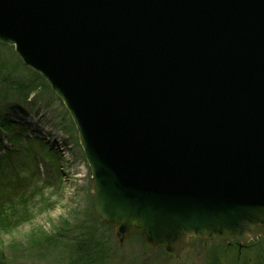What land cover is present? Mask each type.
Instances as JSON below:
<instances>
[{
    "label": "water",
    "instance_id": "1",
    "mask_svg": "<svg viewBox=\"0 0 264 264\" xmlns=\"http://www.w3.org/2000/svg\"><path fill=\"white\" fill-rule=\"evenodd\" d=\"M0 44L67 111L119 243L264 237V0H0Z\"/></svg>",
    "mask_w": 264,
    "mask_h": 264
},
{
    "label": "rangeland",
    "instance_id": "2",
    "mask_svg": "<svg viewBox=\"0 0 264 264\" xmlns=\"http://www.w3.org/2000/svg\"><path fill=\"white\" fill-rule=\"evenodd\" d=\"M34 73L12 47L0 44V105L12 106L8 112V120L16 124L12 129L19 134L22 125L24 138L36 137L58 150L54 159L36 158L40 177L18 188L19 197L3 207L0 253L9 264H81L79 249L86 241L90 249L94 243L101 244L98 254L104 253L89 264H234L216 241L193 239L177 258L148 246L137 231L119 243L115 229L93 210L90 171L75 129L67 132L72 121L60 100L34 79ZM27 84L35 89L22 102L16 93L25 92ZM13 100L20 102L15 105ZM11 135L1 130L4 148L27 146L25 141L20 145L8 142ZM38 154L44 156V152Z\"/></svg>",
    "mask_w": 264,
    "mask_h": 264
},
{
    "label": "trees",
    "instance_id": "3",
    "mask_svg": "<svg viewBox=\"0 0 264 264\" xmlns=\"http://www.w3.org/2000/svg\"><path fill=\"white\" fill-rule=\"evenodd\" d=\"M35 74V78L39 81L43 86L49 88L46 82L41 78V76L37 73ZM25 85V84H23ZM25 92H17L16 95L18 98L22 99V102H25V98L28 94V91L35 89V87H31L28 84L23 86ZM29 91V92H30ZM16 102L15 105L20 101L13 100ZM12 109L10 104L5 103L3 106L0 105V215L3 213L4 206L11 204L15 197H19L20 191L17 189L23 186V184L31 183L36 176L40 177L41 172L39 170L36 158H45V159H54L57 157L58 150L50 145H46L41 140L35 138H24V134L26 130L23 129L22 125H19V134H16V130L12 129L14 126V122L8 120V112ZM16 125V124H15ZM6 130L13 135L7 138L8 142H12L15 144L22 143L25 141L27 143L26 147L12 146L9 148H4L3 146V138L1 136V130ZM73 124L70 125V131H73ZM36 144V146H34ZM35 148V149H34ZM23 151V152H22ZM44 152V156L39 155L38 153ZM54 176L56 174L53 173ZM17 190V193L15 191ZM7 218V217H6ZM3 221V217L0 219V222ZM101 245V244H100ZM100 245H96L95 243L92 245V249H90V243L87 241L82 244L79 249L82 252L79 257V261L81 264H89L91 262L96 261L100 257L102 258L103 254H98ZM93 252V253H90ZM90 253L89 257H83V255L87 256ZM94 256V257H93ZM0 264H9L7 260L0 253Z\"/></svg>",
    "mask_w": 264,
    "mask_h": 264
},
{
    "label": "flooded vegetation",
    "instance_id": "4",
    "mask_svg": "<svg viewBox=\"0 0 264 264\" xmlns=\"http://www.w3.org/2000/svg\"><path fill=\"white\" fill-rule=\"evenodd\" d=\"M200 241H216L219 243L220 246L227 250L228 256H230L234 264H264V237H259L256 242L250 240L246 243L238 241L220 243L214 239Z\"/></svg>",
    "mask_w": 264,
    "mask_h": 264
}]
</instances>
